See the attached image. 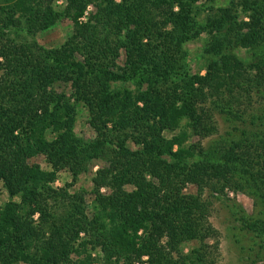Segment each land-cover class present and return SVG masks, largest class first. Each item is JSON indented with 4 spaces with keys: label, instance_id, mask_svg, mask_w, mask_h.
<instances>
[{
    "label": "trees",
    "instance_id": "1",
    "mask_svg": "<svg viewBox=\"0 0 264 264\" xmlns=\"http://www.w3.org/2000/svg\"><path fill=\"white\" fill-rule=\"evenodd\" d=\"M215 2L0 0V264H217L204 196L228 189L258 209L238 221L264 263V0ZM64 21L61 46L38 42Z\"/></svg>",
    "mask_w": 264,
    "mask_h": 264
},
{
    "label": "rangeland",
    "instance_id": "2",
    "mask_svg": "<svg viewBox=\"0 0 264 264\" xmlns=\"http://www.w3.org/2000/svg\"><path fill=\"white\" fill-rule=\"evenodd\" d=\"M205 1L207 2L209 0H204V2ZM229 1L230 0H216L215 6H226ZM72 29V23L70 21H64L55 28L39 34L37 40L46 48L59 47L68 39ZM206 42L207 36L204 35L198 41L189 43L187 45V49H189L193 57L199 56L203 51ZM236 53L241 57H246L244 51H237ZM196 61L193 63V70H198L200 66V59ZM62 90H64L63 87L61 88V91ZM217 121L219 124V133L214 137L203 141V145L206 148L211 146L217 147L216 145H218L221 138L225 135V131L227 130L226 124L219 117L217 118ZM76 133L79 137L85 140H90L95 137L94 131L88 124V118L85 112L78 117ZM34 162L39 163L43 167L46 166L42 158L35 159ZM98 168L99 165L93 167L92 171L90 170L89 173L82 175L80 180L70 190H86L89 193L92 189V177ZM71 182V176L66 172H62L59 175L56 186L64 187L66 184H70ZM185 191L192 194L197 193L196 187L192 185L187 186ZM204 197L212 202L210 222L219 233V255L217 264H254L248 250L249 245L252 243V236L246 234V232L243 233L240 231L241 223L238 221L241 215L258 217V209L254 207L252 198L243 192H234L229 189L226 190L224 196L221 197L217 194L211 196L209 192H206ZM87 198L90 200L91 196L88 194ZM8 200V194L0 183V203L4 204ZM235 212H238L239 214H236ZM209 244L212 245L213 241H209ZM195 246H198V244L191 243L186 245V253ZM146 261L147 258H144L143 262L140 264H147Z\"/></svg>",
    "mask_w": 264,
    "mask_h": 264
}]
</instances>
